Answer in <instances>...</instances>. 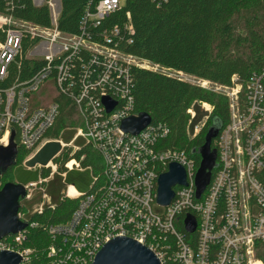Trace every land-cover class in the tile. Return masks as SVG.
Here are the masks:
<instances>
[{"label": "built area", "instance_id": "obj_1", "mask_svg": "<svg viewBox=\"0 0 264 264\" xmlns=\"http://www.w3.org/2000/svg\"><path fill=\"white\" fill-rule=\"evenodd\" d=\"M163 1L153 0L158 6ZM125 2H92L76 34L58 28L60 13L55 20L50 16L49 27L23 21L22 27L9 26L13 19L0 15V146L8 147L13 137L17 150L27 153L23 165L50 141L60 142L63 148L73 146L74 154L81 149L74 143L82 138L101 162L100 171L91 173L86 192L66 185L64 197L78 199V204L67 221L49 225L47 258L51 264H90L111 239L128 237L146 246L160 264H264V71L253 74L245 84L235 76L231 86L212 84L214 91L227 98L229 121L215 142L216 169L197 198L195 178L200 164L184 151L164 148L170 135L167 125L151 122L137 135L120 127L124 119L137 115L129 94L130 69L157 72L153 66H159L119 51L115 40L119 28L104 30L98 39L87 28H98ZM126 18L123 30L132 33L129 14ZM26 36L39 38L27 55L37 53L46 63L28 78L8 83L9 67ZM207 82L202 81L201 87ZM53 91L70 101L81 123L67 144L47 137L60 116L59 103L51 101ZM35 97L43 105H36ZM104 98L117 104L108 114ZM197 130L196 125L193 133ZM80 163L70 159L60 176L83 170ZM171 163L183 168L186 184L173 186L172 201L161 206L156 202L157 180ZM46 168L50 169L48 177L39 176L24 185L26 201L33 191L40 192L39 212L47 199L46 185L57 173L52 162ZM18 216L28 223L25 213ZM188 216L195 223L193 232L185 229ZM27 228L0 241V251L17 252L21 264L32 256L29 248L21 247Z\"/></svg>", "mask_w": 264, "mask_h": 264}, {"label": "trees", "instance_id": "obj_2", "mask_svg": "<svg viewBox=\"0 0 264 264\" xmlns=\"http://www.w3.org/2000/svg\"><path fill=\"white\" fill-rule=\"evenodd\" d=\"M95 1L60 0L58 28L69 34L79 33L81 16ZM48 3L49 0H44L41 6H34L32 0H0V15L49 27ZM127 14L132 33L123 30L128 21ZM114 27L120 30L115 38L119 51L197 80L231 86L233 76L240 84H245L253 74L264 71V0H164L160 6L153 0H126L121 10L109 14L98 28L88 27L87 31L98 39L104 30ZM38 42L39 38H23L18 54L9 67L8 83L28 78L46 63L42 59H28L26 56ZM130 77L129 94L135 113H147L153 123L167 125L170 135L164 141V148L184 151L200 164L198 151L204 144L208 129L216 125L220 133L229 121L227 98L213 88L206 89L152 70L132 67ZM39 94L37 97L43 92ZM52 95L51 101L60 105V116L47 136L54 140L78 125L73 119L75 116L70 101L54 91ZM47 96L46 103L49 102V92ZM35 102L36 105H43L36 97ZM202 103L212 107L210 114L204 112ZM190 109L194 111L193 118L187 112ZM204 116L208 117L202 128L192 137L194 127ZM217 138L212 141L211 149L216 150ZM80 146L81 149L72 156L62 152L53 159L57 173L46 185L48 203L43 205L40 212L29 209L31 205L27 206L25 202L21 204L20 212L25 213L29 224L35 225L27 228L21 244L22 248L32 251L27 264H51L47 258L51 243L49 225L67 221L78 204V199L64 197V185H72L81 193L86 192L92 183L88 170L94 174L100 171L101 162L96 153L84 144ZM26 155L25 151L18 150L16 180L11 176L12 180L27 185L37 181L39 176L48 177L49 168L32 171L20 167ZM70 159L81 161L83 170L69 171L62 178L60 175L65 172L63 165ZM215 169L211 171V177ZM7 176L10 175L6 172L0 179ZM5 183H1L0 188ZM34 200L38 207L41 195Z\"/></svg>", "mask_w": 264, "mask_h": 264}, {"label": "water", "instance_id": "obj_3", "mask_svg": "<svg viewBox=\"0 0 264 264\" xmlns=\"http://www.w3.org/2000/svg\"><path fill=\"white\" fill-rule=\"evenodd\" d=\"M34 6H38L36 0H32ZM42 5V4H41ZM40 5V6H41ZM106 113H110L116 107V103L109 98L102 100ZM152 122L147 113H139L121 122V129L130 135H137ZM220 129L213 125L208 129L204 138V144L199 149L201 158L199 169L196 173V197L199 198L206 189L211 178V171L216 168V150L211 149L212 141L219 135ZM10 138L8 147L0 146V177L9 169L16 166L18 150ZM63 147L58 141H50L29 160L23 163V167L32 170L36 167L46 168L61 152ZM186 184L183 168L171 163L167 172L161 174L157 180L156 202L161 206H167L174 197L172 190L175 185ZM27 190L21 183L7 182L0 188V241L10 235H16L28 227V223L19 219L21 201L25 200ZM185 229L193 232L195 223L188 216ZM20 255L11 250L0 251V264H21ZM90 264H160L157 257L146 246L141 245L128 237L111 239L95 255Z\"/></svg>", "mask_w": 264, "mask_h": 264}, {"label": "rangeland", "instance_id": "obj_4", "mask_svg": "<svg viewBox=\"0 0 264 264\" xmlns=\"http://www.w3.org/2000/svg\"><path fill=\"white\" fill-rule=\"evenodd\" d=\"M36 2H37V4H38V6H40L41 4H43L44 3V0H36ZM48 5H49V10H50V16H51V18L53 19V20H55L57 17L56 16H58V14L60 13V12H58V9H59V7H58V1L57 0H50V2L48 3ZM51 5V6H50ZM53 6H54V8H53ZM9 26H16V27H22V22H20V21H17V20H15V19H13V20H10V23H9ZM26 28H27V30L28 31H31V27H27L26 26ZM46 48H49V45L47 44L46 46H45ZM47 52H48V54H49V51L47 50ZM27 58L28 59H40L41 57L40 56H38L37 55V53H32V54H28L27 55ZM135 62L136 63H138V64H142L143 62L142 61H139V60H135ZM152 67V66H151ZM153 68L154 69H156V71L157 72H159V73H163V74H166V75H169V76H174V77H178V78H181V79H184V80H186V81H189V82H191V83H193V84H198V85H202V80H197V79H195V78H193V77H190V76H187V75H184V74H180V73H178V72H175V71H173V70H169V69H166V68H163V67H155V66H153ZM205 82H207V81H205ZM204 88H206V89H212V88H214V85H212L210 82H207V84L204 86ZM201 107H202V109L204 110V112H207L208 114H210L211 112H212V107L210 106V105H208V104H205V103H202L201 104ZM191 110V109H190ZM190 115H191V117L194 115V111L193 110H191V112L189 113ZM207 117L208 116H204L203 117V119H202V121L200 122V123H198L197 124V126H198V130H197V133L200 131V129L202 128V126H203V124H204V121L207 119ZM75 121H76V123H77V125L78 126H80L81 125V123H80V121L75 117V118H73ZM77 126V127H78ZM197 133H193V135H192V137L194 136V135H196ZM76 134V130L75 129H70V130H67L66 132H64L62 135H61V137H60V140L65 144H67V143H69L72 139H73V137H74V135ZM56 140H58V139H56ZM83 142H84V140L82 139V138H78L76 141H75V145H82L83 144ZM74 150V147L72 146V147H64L63 149H62V152H68L69 153V156H71L72 154H73V151ZM61 152V153H62ZM76 152V151H75ZM17 167L18 166H14L13 168H11V169H9L8 170V172L7 173H9V175L10 176H7V177H5V178H2V179H0V184L1 183H5L6 181H10V180H12V178H11V176L13 177V179L14 180H16L15 178H16V175H15V172H16V169H17ZM20 167H23V165L22 166H20ZM34 170H40V168L39 167H36V168H34V169H32V171H34ZM77 171V170H76ZM82 171V170H81ZM88 175H89V179L91 180L92 179V175H91V173H90V171L88 170ZM54 178H52L51 180H50V182L53 180ZM14 180H12V182H15V183H17L16 181H14ZM64 184H67V183H65L64 182ZM66 186L64 185V189H63V193L65 192V188ZM40 194V192L38 191V190H35V191H33L32 192V196H31V200H23V201H21V204L23 203V202H25V204L27 205V206H30L31 205V207H29V209H31V210H34V209H36V200H34V199H37L38 198V195ZM34 197V199H32ZM33 200H34V202H33ZM48 203V201H47V199H46V201H45V204H47Z\"/></svg>", "mask_w": 264, "mask_h": 264}, {"label": "crops", "instance_id": "obj_5", "mask_svg": "<svg viewBox=\"0 0 264 264\" xmlns=\"http://www.w3.org/2000/svg\"><path fill=\"white\" fill-rule=\"evenodd\" d=\"M26 169V168H25ZM28 170V169H27ZM39 178V177H38ZM31 200V199H30ZM39 207V206H38ZM38 207H36V209L38 210Z\"/></svg>", "mask_w": 264, "mask_h": 264}, {"label": "flooded vegetation", "instance_id": "obj_6", "mask_svg": "<svg viewBox=\"0 0 264 264\" xmlns=\"http://www.w3.org/2000/svg\"><path fill=\"white\" fill-rule=\"evenodd\" d=\"M18 168V167H17Z\"/></svg>", "mask_w": 264, "mask_h": 264}]
</instances>
